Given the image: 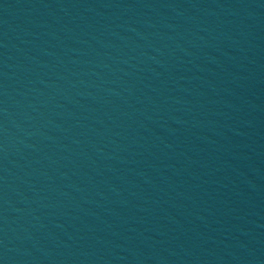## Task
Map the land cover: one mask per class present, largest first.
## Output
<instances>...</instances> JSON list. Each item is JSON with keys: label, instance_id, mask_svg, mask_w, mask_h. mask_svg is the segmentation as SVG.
<instances>
[{"label": "water", "instance_id": "1", "mask_svg": "<svg viewBox=\"0 0 264 264\" xmlns=\"http://www.w3.org/2000/svg\"><path fill=\"white\" fill-rule=\"evenodd\" d=\"M0 264H264V0H0Z\"/></svg>", "mask_w": 264, "mask_h": 264}]
</instances>
